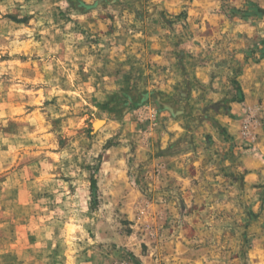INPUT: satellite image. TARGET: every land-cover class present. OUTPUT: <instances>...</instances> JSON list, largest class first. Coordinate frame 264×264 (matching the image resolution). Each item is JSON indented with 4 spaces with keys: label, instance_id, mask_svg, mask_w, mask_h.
I'll list each match as a JSON object with an SVG mask.
<instances>
[{
    "label": "rangeland",
    "instance_id": "1",
    "mask_svg": "<svg viewBox=\"0 0 264 264\" xmlns=\"http://www.w3.org/2000/svg\"><path fill=\"white\" fill-rule=\"evenodd\" d=\"M0 264H264V0H0Z\"/></svg>",
    "mask_w": 264,
    "mask_h": 264
},
{
    "label": "crops",
    "instance_id": "2",
    "mask_svg": "<svg viewBox=\"0 0 264 264\" xmlns=\"http://www.w3.org/2000/svg\"><path fill=\"white\" fill-rule=\"evenodd\" d=\"M169 173L170 176L172 177H175L176 179L177 178H180V179H183L185 180L186 178V175H181V174H178V173H175L174 171L172 172L171 170L167 171ZM164 175V174H163ZM163 175L162 174H149V177L152 178L151 180V189H157L158 188V185L157 184H154L153 182L155 181L154 178H156L157 176H161L163 178ZM183 190H184V187H183Z\"/></svg>",
    "mask_w": 264,
    "mask_h": 264
},
{
    "label": "bare ground",
    "instance_id": "3",
    "mask_svg": "<svg viewBox=\"0 0 264 264\" xmlns=\"http://www.w3.org/2000/svg\"><path fill=\"white\" fill-rule=\"evenodd\" d=\"M97 123H99V122H97Z\"/></svg>",
    "mask_w": 264,
    "mask_h": 264
}]
</instances>
